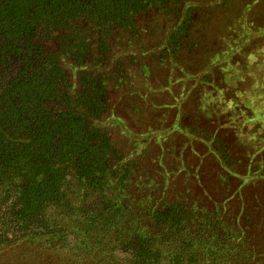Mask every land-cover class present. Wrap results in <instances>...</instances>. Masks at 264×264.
<instances>
[{"label":"trees","instance_id":"1","mask_svg":"<svg viewBox=\"0 0 264 264\" xmlns=\"http://www.w3.org/2000/svg\"><path fill=\"white\" fill-rule=\"evenodd\" d=\"M245 1L231 10L240 15ZM229 2L0 0V264H264V247L248 244L241 220L228 226L220 210L264 162L237 144L227 112L205 113L209 82L223 86V65L210 60L225 49L205 38ZM251 15L245 28L255 35L264 15ZM223 31L222 23L216 37ZM237 54L216 59L237 67ZM140 78L153 82L151 94L176 91L174 103L156 105L174 115L167 130L130 138L111 94L133 109L149 103L131 87ZM116 129L135 146L115 140ZM168 133L203 142L200 162L218 164L231 183L225 197L206 204L203 186L191 204L164 202L163 186L140 196L153 173L168 180L140 169L153 138L163 149Z\"/></svg>","mask_w":264,"mask_h":264},{"label":"rangeland","instance_id":"2","mask_svg":"<svg viewBox=\"0 0 264 264\" xmlns=\"http://www.w3.org/2000/svg\"><path fill=\"white\" fill-rule=\"evenodd\" d=\"M240 3L241 0H230L228 10L224 11L226 16L222 17L221 21H218L217 18H212L209 22V28L215 34L212 37H208V39L205 38V40L209 42L210 40H217L225 47L223 54L228 55L230 50H232V52L238 53L237 57H241V62L237 67L233 66L229 61L226 65L220 64L216 58H220L223 54L220 52V54H213L214 56L210 61L214 64V68L222 65L224 68H222L224 71L221 72L223 82H217L223 86L222 88H217L214 86V82H209L211 90L208 94L205 93L208 96L204 98V105L207 110L205 113H212L218 116L217 114L221 109L222 113L227 112L228 115L224 119L225 125L227 129L233 132L237 144H240L244 150L251 151L254 158L255 156H260L255 160L262 164L264 162V23L257 28L258 32L254 35L246 29V26L249 25L246 21L251 20V13L262 12L261 17H263L264 10H261V6L264 7V0L245 1L241 6L240 15H238L231 9ZM240 16L244 19L243 22ZM222 23L224 31L216 37ZM239 29L246 31L242 35H238ZM233 32L235 33V38L231 36ZM255 38L262 40V42H256L262 49L253 43ZM200 53L204 54V52L197 51L195 54L199 55ZM243 77L246 80L240 82ZM151 86H153V82H147L141 78L131 83V87H134V90L139 89L143 94L146 92L145 96L148 94L149 97H152L149 103L146 99H139L136 104L137 107L134 109L133 103H131L130 108L128 102L121 101L122 96L118 97L116 93L111 94V102L118 113L125 119L124 130L129 132L130 138L135 136L134 131L145 133L146 135L152 133V136H155L158 134L157 129L167 130L172 121L174 111L164 113L156 105L158 103H174L173 95H175L176 91L171 90L167 94L158 90L151 94V89H149ZM222 93L229 97L228 101L221 100ZM220 101L222 106L217 107L216 104L217 102L220 104ZM147 107L149 108L147 109ZM232 113L234 114L232 115ZM137 135L139 136L140 134ZM114 136L115 140L119 141L125 148L129 144L135 146L134 140L124 137L118 129L115 130ZM161 139L157 140L160 141ZM157 140L153 138V142L156 145L150 155L144 161H141L140 169L150 177L154 170L159 168L160 172L164 174L163 179L166 177L168 180L161 185L158 181L162 182V180L158 175H155L156 172L153 173L152 180L149 181L148 186L145 188L141 187L140 196H156L160 193V187L163 186L165 187V197L162 199L164 202L177 201L191 204L197 202V195L201 193L200 187L203 186L210 195L209 200L206 202L207 204L213 198L225 197L232 188L231 183L222 178L223 171L218 168V164H215L210 159L204 163L200 162L199 153H203L206 147L203 142L191 139L186 134L180 136L179 134L168 133L163 139L164 148L160 149L157 146ZM243 161L246 162V160ZM238 164H242V162H238ZM195 169L197 170L196 176L192 173ZM263 171L264 168L259 172V176L251 178L245 188L240 189L237 202L227 200L226 206H222L223 208L218 207L221 210V214L227 217L228 226L236 228L233 225L236 224L235 219L241 220L238 225L245 233L247 243L252 247H256V249L257 247H264V179L257 178L264 175ZM232 181L233 177L230 182ZM236 184L237 182H233V186ZM154 190L157 191L154 192ZM200 199L202 198L200 197Z\"/></svg>","mask_w":264,"mask_h":264}]
</instances>
